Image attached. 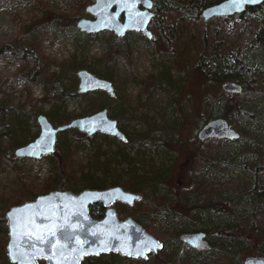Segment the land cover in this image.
<instances>
[{"label": "rangeland", "instance_id": "374dc122", "mask_svg": "<svg viewBox=\"0 0 264 264\" xmlns=\"http://www.w3.org/2000/svg\"><path fill=\"white\" fill-rule=\"evenodd\" d=\"M42 1L49 4L46 6L49 13H44L42 18L40 12L33 11V16L41 17V22L49 24L39 46L42 57L55 63L46 64L36 58L23 60L20 50L13 56L5 55L0 61V104L3 107L0 110V197L11 196L24 185L43 187L49 179L56 180L63 172L74 177L116 179L121 176L126 179L129 171L133 170L139 176L160 174L168 188H175L178 192L190 188L197 132L201 129L197 116L201 111V98H206L204 104L210 110L215 102V94L222 91L221 86L215 83L209 85L201 82L193 66L196 56L201 50L207 52L215 40L225 52L250 46L258 29V21L246 17L231 28L223 25L217 31L222 17L206 22L183 18L177 20L178 27L169 46L161 35H156L155 27L152 30L157 37L151 39L133 32L136 36L128 39L115 36L114 40L109 39L112 33L105 31L98 33L103 34L104 38L87 41L89 34L76 27L80 18H87L83 15L86 11L74 14L72 19L61 18L60 22L55 23L56 13L71 14L70 7L76 6V3L70 0ZM17 15L30 16L27 6L17 1L0 0V42L10 41L18 35L19 26L14 22ZM72 59L85 62L87 69L96 76L111 80L114 92L116 90L119 97L109 96L103 91L86 94L71 91L67 93L69 99L61 102V94L53 91L54 82L61 80L66 89L72 87L76 72L63 65ZM32 74H35L34 79ZM76 82L78 86V78ZM29 97L33 99L35 107L28 101ZM252 97H256L264 109V89L246 92L242 100L250 101ZM98 104H104L109 117L117 121L126 135L125 141L104 134L88 137L84 132L70 129L60 133L61 149L56 150L67 155L65 164L59 166L56 151L37 160H8L20 147L15 146L13 156H8L9 148L14 143L25 145L38 137L40 128L34 112L51 115L58 110L60 115L72 121L92 115ZM254 115L249 118L241 116L237 124L246 135L254 137L257 145L244 144L241 138L234 141L217 140V145L213 143L216 140L201 142L207 147L204 155L213 156L216 162L202 169L209 185L216 188L252 185L254 163L260 166L264 161V117L257 116L256 112ZM229 126L237 129L234 123ZM261 182L264 183V177ZM148 190L147 187L141 194L137 193L141 195V202L148 198ZM118 204H112L118 217L121 220L130 217L119 214L120 210L123 211L121 213H125V210ZM259 205L264 216V199ZM152 207L148 205L149 209ZM2 212L0 201V218ZM200 214L208 216L205 212ZM167 217L165 210H159L146 231L161 239L175 226V222ZM211 220L210 224L214 225L216 217L212 216ZM0 223L2 244L7 240V234L3 235V231L7 230V221L5 219ZM256 239L254 236L251 238ZM187 240L183 239L186 251L181 255L161 254L167 256L165 264H184L187 252L193 249ZM206 244L203 238L194 250L200 251L206 248ZM160 250L155 253L157 256ZM226 250L229 251L227 248L224 251L212 248L209 258L203 257L191 264H224ZM251 253H241L240 257L235 258L230 256L233 260L230 264H243L246 257L257 256ZM112 254H106L105 264H126L120 259L124 256L115 254L119 258L113 259ZM148 264L161 263L152 260Z\"/></svg>", "mask_w": 264, "mask_h": 264}, {"label": "trees", "instance_id": "16d2710c", "mask_svg": "<svg viewBox=\"0 0 264 264\" xmlns=\"http://www.w3.org/2000/svg\"><path fill=\"white\" fill-rule=\"evenodd\" d=\"M3 1H17L27 6L30 16H15L14 22L19 26V33L10 41L4 40L0 42V61H2L5 55L11 54L13 56L17 50H20L23 60L36 58L46 64H54V61L46 60L42 57L39 46L40 40L45 33L46 26L49 24L41 22V17L44 18L43 14L49 13V9L46 7L49 4L42 0ZM70 1L76 3V6L70 7L72 13H56L54 17L56 19L55 23L60 22L61 18L72 19L74 14L85 11V8L93 2V0ZM151 1L153 3L152 12L154 13V17L151 21L152 25L150 31L154 37L155 35L152 27H155L156 35H161L165 44L169 46L176 32V28L178 27L177 20L188 18L190 20L202 21L201 11L223 0ZM33 11L40 12L41 17L33 16ZM83 15L88 17L85 12H83ZM246 17L255 18L258 21V29L254 34L250 46L245 48L237 47L225 52L219 46V42L215 40L207 52L201 50L197 54L195 63L193 64L194 70L198 73L202 83L209 85L215 83L220 87L223 82L233 81L242 86V92L238 95L226 94L223 91L216 93L214 105H212L210 110L204 104L206 98L202 96L201 111L197 116L201 123V127L219 118L226 120L229 124L234 123L237 128L235 130L238 133V138H241L244 144L257 145L254 142L255 139L253 136L249 137L242 129L238 128L237 121L241 116H246L248 118L253 117L255 116V112L257 116L264 117V109L260 106L261 102L256 97H252L250 101L246 102L242 100V96L246 92L255 90L256 88L264 89V2L257 7L247 8L242 14L222 17L219 20V26H217L218 28H216V30L220 31L223 25H228V27L231 28ZM135 34L136 33L133 32L127 33L123 38L128 39L136 36ZM102 35L103 34H89L87 41H91L98 37L102 39L104 38ZM109 39L115 40L116 37L111 34ZM63 65L65 68L73 70V73L80 69H87L85 62H79L75 59L67 60ZM42 73L46 76L45 71H42ZM73 75L74 81L72 87L70 86L71 88L66 89L62 86L61 80H55L54 82L53 91L54 93L61 94V102L69 99V94L67 93L71 91L77 93V78L75 73ZM34 78L35 74H32V79ZM79 97L83 98L85 96ZM118 97L119 94L115 90V98ZM28 99V101L32 103V106L35 107L33 99L31 97ZM2 108L0 104V110ZM103 108L105 109L104 104H98L93 112ZM34 113L36 117L41 114L40 111ZM44 116H46L52 124L58 126L70 122V118L60 115L58 110L51 115L45 114ZM121 132L123 133L122 129ZM123 134L125 135V133ZM35 135L36 134H34L32 138H34ZM59 136L60 133L57 134L55 151L61 149ZM85 139L88 138L85 137ZM213 143L217 145L218 141H213ZM18 145L21 146L22 144L14 143V145L9 148V153L7 155L13 156V148ZM206 149L207 147H205L201 141L198 140L196 142L195 158L193 159L194 167L193 171L190 173L191 187L183 191L178 192L175 188L169 189L168 185H166V180L161 177L160 174L139 176L135 171L131 170L126 179H123L121 176H118L116 179L114 177L112 179H108L107 177L95 179L74 177L73 175L63 172L58 179H49L43 187L38 188L34 185H24L11 196L0 197L3 206L0 222L3 223L5 221V213L9 208L31 201L39 195H44L54 190L79 193L85 189L100 190L121 186L126 191L141 194L145 188L148 187V198L145 197L143 202H136L131 207L118 204L121 209L125 210V213H121L123 211L120 210L119 214L132 217L147 230L146 227H148L153 221V218L158 215L159 210H165L166 213H168L167 218L173 220L175 226L159 239L163 244L159 252L160 255L148 254L147 258L144 259L120 258L124 263L148 264L154 260L161 264H165L168 261L166 260L167 256L161 254L167 252L170 255L177 253L181 255L186 251V245H184L185 241H183V239L187 238L189 240L191 238H196L200 234H203L204 239L207 241L206 248L200 251H196L194 248L188 249L189 252H187L188 254L185 257L184 264H191L195 260L199 262L203 257L209 258L212 248L219 249L220 251H224L225 248L229 249V251L226 250L227 258L225 262H223L224 264H230L233 261L230 259V256L234 258L236 256L240 257L241 253L252 254L251 252H253L257 256H264V216L261 214L259 205L260 201L264 199V183L261 182L264 177V161H262L260 166L254 163V180L251 186L249 184L248 187L243 185L216 188L209 185L204 178V171L202 169L205 166L207 167L209 163L212 165L216 164L213 160V156L207 157L204 155ZM55 156H57L59 166L61 163L65 164L67 159L66 154H60V152L56 151ZM122 157H124V155ZM11 159L13 161L21 160L14 157L8 160ZM124 161H126V159H124ZM148 205H152V209H149ZM104 212L105 207L101 204L90 206L89 209V214L93 219L102 218ZM201 212L208 213V218L202 216L200 214ZM212 216L216 217L214 225L210 224ZM6 234L7 230H4L3 235ZM253 236L257 238V241L251 240ZM6 242L7 240L0 244V262H2V264H11L6 256ZM254 244H257L258 247H255ZM110 256L113 259L119 258V256L115 254ZM105 258H107L106 254L95 257L90 256L83 259L80 264H105ZM38 264H45V262L43 260H38Z\"/></svg>", "mask_w": 264, "mask_h": 264}, {"label": "water", "instance_id": "95a60500", "mask_svg": "<svg viewBox=\"0 0 264 264\" xmlns=\"http://www.w3.org/2000/svg\"><path fill=\"white\" fill-rule=\"evenodd\" d=\"M263 2L264 0H255L236 8L230 0H223L203 9L201 18L206 22L213 18L231 17L244 13L249 7H257ZM152 6L151 0L147 2L127 0V3L125 0H112L107 4L104 0H94L86 7V13L94 19L81 18L77 21L76 27L87 34L108 31L117 37H122L127 32H139L151 39L149 25L154 17ZM137 14L145 17L143 23L134 22L135 19H139ZM76 76L80 94L92 91H104L109 96L115 94L112 82L96 76L89 70L80 69ZM221 89L231 95L242 92V86L233 81L223 82ZM37 122L40 127L38 137L17 148L14 151L15 157L39 159L41 156L52 154L56 135L70 129L84 132L88 137L102 133L114 136L119 141L125 140L124 134L117 126V121L109 117L107 109L74 119L58 127L53 126L44 115H39ZM97 122L103 126L94 127ZM105 128L107 130H104ZM237 138V131L221 118L208 122L197 133V139L201 142L211 139L234 141ZM43 144H47L48 149L41 152L40 145ZM31 145L37 147L31 148ZM33 152L38 153V156L32 155ZM140 198V194L125 191L119 186L100 190L85 189L77 194L54 190L39 195L32 201L13 206L5 214L8 230L7 258L11 264H37L38 260H44L45 264H80L85 257L108 253L144 259L147 254L156 253L161 248V243L132 217L120 220L116 209L111 206L115 202L132 206ZM94 204H101L106 208L104 216L99 220L92 219L89 214V208ZM27 205L31 207H25ZM13 209H20L19 212L13 213L16 218L14 232L13 221L8 215ZM65 230L74 234L70 241L62 239ZM52 232L56 233L54 238L50 236ZM37 236L43 237L46 241L51 240V248L47 243L39 242ZM203 238V234L191 238L188 245L191 244L194 248ZM157 244L159 247H154ZM129 252L133 255H129ZM136 252H143L144 255L136 256ZM49 255L53 256L52 260L47 258ZM243 264H264V256H248Z\"/></svg>", "mask_w": 264, "mask_h": 264}, {"label": "snow or ice", "instance_id": "6c2138e0", "mask_svg": "<svg viewBox=\"0 0 264 264\" xmlns=\"http://www.w3.org/2000/svg\"><path fill=\"white\" fill-rule=\"evenodd\" d=\"M112 2V0H104V3L105 4H107V3H111ZM144 2H147V0H144ZM230 2L236 7V8H239V7H241L243 4H246V3H252V2H255V0H230ZM125 3H127V0H125ZM149 6H151L150 4H149ZM137 16H139V19H135V23H143L144 22V19H145V17L144 16H142V15H140V14H137ZM94 127H102L103 125L100 123V122H97V123H95L94 125H93ZM104 130H107L106 128L104 129ZM31 148H35V147H37L36 145H31L30 146ZM47 149H48V145L47 144H43V145H40V150H41V152H44V151H47ZM32 155H34V156H38V153H36V152H33V153H31ZM25 207H31V205H27V206H25ZM20 211V209H13L8 215H9V219L10 220H12L13 221V232H14V230H15V226H16V218L13 216V213H15V212H19ZM73 233H69L67 230H65L64 231V234L62 235V239H64L65 241H70L72 238H73ZM50 236L52 237V238H54L55 236H56V233L55 232H52V233H50ZM39 242H41V243H47L49 246H50V248H51V246H52V241L51 240H45L43 237H40V236H37V238H36ZM154 247H159V245L157 244V245H154ZM152 249L150 248L149 249V251H151ZM129 255H133V253H131V252H129L128 253ZM135 255L136 256H142V255H144V253L143 252H136L135 253ZM49 260H52L53 259V256L52 255H49L48 257H47ZM145 258H147L146 256H145Z\"/></svg>", "mask_w": 264, "mask_h": 264}, {"label": "flooded vegetation", "instance_id": "af4514ba", "mask_svg": "<svg viewBox=\"0 0 264 264\" xmlns=\"http://www.w3.org/2000/svg\"><path fill=\"white\" fill-rule=\"evenodd\" d=\"M86 14L88 15L87 19H89V18L91 17V15H90V14H88V13H86Z\"/></svg>", "mask_w": 264, "mask_h": 264}]
</instances>
